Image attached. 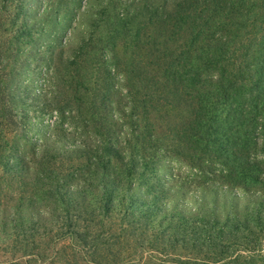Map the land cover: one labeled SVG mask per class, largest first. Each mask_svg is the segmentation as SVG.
<instances>
[{"label":"trees","instance_id":"obj_1","mask_svg":"<svg viewBox=\"0 0 264 264\" xmlns=\"http://www.w3.org/2000/svg\"><path fill=\"white\" fill-rule=\"evenodd\" d=\"M22 1L0 0V264H264V0L102 5L42 92L97 141L33 168L21 45L43 32Z\"/></svg>","mask_w":264,"mask_h":264},{"label":"rangeland","instance_id":"obj_2","mask_svg":"<svg viewBox=\"0 0 264 264\" xmlns=\"http://www.w3.org/2000/svg\"><path fill=\"white\" fill-rule=\"evenodd\" d=\"M110 0H23V18L36 19L37 25L42 26V32L36 36L29 44L22 43V58L30 61V65L25 68L21 79L26 83V89H32L34 95L29 98L27 105H20L23 113L27 112V121L23 124L24 130L22 134L24 138L21 145L29 158L32 168L37 166L33 160L39 162V157L47 152H51L57 159V162L64 161L67 158L61 157V151L66 146H77L83 148L84 144H95L96 134L92 130V126L85 127L84 118L74 108L73 102L68 100L62 111L56 107H49V101H52V93L50 98L42 95L46 91L44 85L45 71L49 66L51 52H54L59 44L77 47L80 45L82 38L86 35V31L92 29L88 26L86 20L91 15H95L102 5H109ZM126 1V0H125ZM134 1V0H133ZM122 5L121 8H125ZM50 11L47 12V9ZM47 12V13H46ZM41 13L44 17H38ZM46 14V15H44ZM44 23V24H42ZM33 42H35L33 44ZM47 42L49 45H46ZM34 96V97H33ZM46 98L47 100H45ZM58 99L54 100L55 102ZM107 104V103H106ZM108 105V104H107ZM110 105V104H109ZM119 121V120H118ZM113 130L120 137L119 144L125 143V134L121 125L113 126ZM28 137L29 139H26ZM37 148V149H36ZM36 155L34 156V153ZM48 160V159H47ZM76 160V159H75ZM179 161H173L170 157H164L158 163L157 175L172 186H174V165L179 166ZM183 174V173H181ZM4 186V185H3ZM8 188V187H5ZM12 191V190H10ZM190 202L194 201V193L190 194L186 199ZM4 256L0 253V260Z\"/></svg>","mask_w":264,"mask_h":264}]
</instances>
